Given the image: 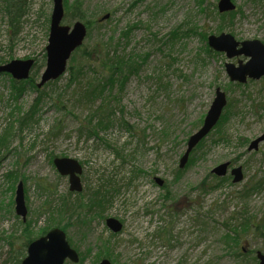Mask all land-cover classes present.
<instances>
[{
	"label": "rangeland",
	"instance_id": "1",
	"mask_svg": "<svg viewBox=\"0 0 264 264\" xmlns=\"http://www.w3.org/2000/svg\"><path fill=\"white\" fill-rule=\"evenodd\" d=\"M8 2L0 0L1 65L34 59L42 66L38 84L46 66L53 0H30L15 29ZM218 2L63 1L64 25L90 27L83 47L113 40L117 54L139 64L122 90L106 92L117 97L115 115L97 134L91 133L89 118L98 103L80 102L87 78L71 82V61L67 72L40 92L26 81L17 84L23 88L19 92L10 75H0V264L11 251L9 243L19 247L25 232L34 241L55 228L65 231L80 257L77 264H248V253H264V237L240 228L248 220L264 224V184L251 190L264 181V144L257 152L248 149L264 132V79L232 82L226 64L248 59L229 60L207 48L208 37L222 33L238 42L264 43V0H232L237 14L224 20L215 13ZM77 10L81 19L72 15ZM218 89L226 94V108L232 105L222 124L224 140L214 143L218 135L213 132L180 169L187 142L203 126ZM56 158L82 165L81 193L70 191ZM227 162L242 168V182L233 184L230 171L224 178L212 174ZM19 183L24 184L26 222L15 211ZM106 188L111 202L91 207L97 199L93 192ZM64 200L85 206L82 216L62 217ZM111 218L123 224L121 232L107 227ZM226 235L232 238L229 245Z\"/></svg>",
	"mask_w": 264,
	"mask_h": 264
},
{
	"label": "water",
	"instance_id": "2",
	"mask_svg": "<svg viewBox=\"0 0 264 264\" xmlns=\"http://www.w3.org/2000/svg\"><path fill=\"white\" fill-rule=\"evenodd\" d=\"M63 1L53 0L54 6L51 16L50 34L46 47L47 64L41 81L38 84L39 88L59 79L65 74L72 54L83 45L87 37V28L83 23L77 22L73 28L63 25L65 17ZM218 9L220 13H226L235 11L236 6L232 0H220ZM105 18H108V16ZM208 44L214 51L225 53L229 60L239 57L248 59L245 64L239 61L238 66L233 63L226 64V71L232 82L245 84L248 80L258 81L264 78V44L261 41L238 42L232 35L222 33L219 36H210ZM34 65L35 61L32 59L13 60L6 65L0 66V74H10L14 79L19 81L27 80ZM226 105V94L218 89L216 91V98L204 120L203 126L188 140L187 150L180 161V168L185 167L192 151L216 127ZM263 143L264 132L260 137L251 142L248 149L250 152L258 151L260 145ZM54 165L61 176L69 177L70 191L82 192L83 186L80 176L83 173V167L78 161L70 158H56ZM229 168V162L223 163L215 167L212 173L218 177H224L228 174ZM231 174L234 176L233 183H239L243 180L241 167L233 169ZM158 183L160 185L163 184L161 180H158ZM15 203L17 216L26 222L28 210L25 203L23 183H20L17 188ZM106 224L114 233H119L123 229L122 223L116 219H108ZM257 257L259 264H264V253L258 252ZM67 260L72 263H78L80 258L67 241L66 233L59 228H55L45 236L29 244L27 256L22 261V264H65ZM100 264L111 263L108 260H103Z\"/></svg>",
	"mask_w": 264,
	"mask_h": 264
},
{
	"label": "trees",
	"instance_id": "3",
	"mask_svg": "<svg viewBox=\"0 0 264 264\" xmlns=\"http://www.w3.org/2000/svg\"><path fill=\"white\" fill-rule=\"evenodd\" d=\"M10 10L8 13L10 15V26L15 29L16 25L21 23V18L24 16V14L28 11V3L30 0H12L8 2L10 5ZM216 9V14L217 16L224 20L226 17H234L237 12L233 13H226V14H220L217 11V7L215 6ZM74 15L73 17L81 19V15L76 11V13H72ZM72 15H70L72 17ZM69 16V17H70ZM88 25V24H87ZM88 27V26H87ZM90 28V27H88ZM219 31H222V29H219ZM204 39L207 38L206 33L202 35ZM113 46V40L107 41V42H98V44L93 45L90 49L87 47H81L79 48L72 56L71 58V65L73 62L76 61V57L79 56L80 60L78 63L76 62V66L73 67L70 65L69 67V72L71 76V82L80 83L82 79L80 78H87V82L85 85L80 87L79 91V97H80V102L82 103H91L92 105L97 104L95 110L90 114V120L93 119L89 124L92 126L91 133L97 134L96 130L97 129H103L106 127V125H109L110 122L112 123L113 117L115 115V110L113 108V100L116 99V95L113 97H109L110 93L108 96L106 95L107 91H110L117 86L120 87V90L123 89L125 86L126 81L137 73L138 66L139 64L131 57L128 59H124L121 57L119 54H117L116 50H114ZM208 48V46H207ZM209 49V48H208ZM210 52H212L210 50ZM2 63L0 62V65ZM42 66L37 65L35 66L30 79L26 82L27 84H31L34 89L37 91H41V89L37 88L36 85V80L37 77L39 76V73L41 71ZM88 74H91L90 77L88 78ZM14 84L16 85L17 89L19 92H22L23 88L18 87L17 84H23L24 82H16L13 81ZM56 82H53L52 84H55ZM25 84V83H24ZM51 84V83H50ZM117 94V93H116ZM231 103L228 104L226 110L224 111L222 118L216 128L213 130V132H216L218 137L215 138L216 140H213L214 143H219L220 141L224 140L225 134L222 131V124L229 118V115L231 114ZM88 119V120H89ZM97 121V123H95ZM105 124V125H104ZM86 126L82 125V129H84ZM131 128V126H128ZM211 132V134L213 133ZM90 133V135H91ZM210 134V135H211ZM213 135V134H212ZM205 140H203L197 149L203 148ZM195 150V151H196ZM195 152L192 153L191 159L189 161V164L193 161L192 156L194 155ZM218 180V179H217ZM220 180V179H219ZM224 181V179H221L220 182ZM263 183L256 184L252 186L251 190L255 191L259 189L260 187L263 186ZM103 190H105L103 192ZM103 190H97L96 192H93L94 199H96L90 206L93 207L95 204H100V203H110L112 194L109 190L103 189ZM116 191V190H113ZM249 195V193H247ZM85 207V206H84ZM84 207H77V205L72 206V202H69L68 200H64L63 205H62V217L66 218V216L70 217L71 215L79 218L82 216L83 211L82 208ZM87 207V206H86ZM90 207V208H91ZM90 210V209H89ZM243 226V225H242ZM240 227L242 228V231L248 230V231H253L255 233H260L261 236L264 237V224L262 225H254L251 220H248V224H244L245 227ZM28 227V226H26ZM48 231H44L42 235H45ZM28 235V233H27ZM26 235L25 232V240L23 243L18 247L15 246V243H9L11 247V251L8 254V257L5 258V260L2 262V264H21L22 260L26 257V251L27 247L30 244L32 240L30 235L29 237ZM230 235H226V241L225 243L228 244L230 240ZM232 239V238H231ZM16 240V239H15ZM239 239H235L237 242ZM238 243V242H237ZM16 248L18 251H16ZM238 255H242L245 258H247L246 255L243 253L239 252ZM247 260V259H246ZM245 261V259H244ZM257 258L254 254V252L248 253V264H256Z\"/></svg>",
	"mask_w": 264,
	"mask_h": 264
},
{
	"label": "flooded vegetation",
	"instance_id": "4",
	"mask_svg": "<svg viewBox=\"0 0 264 264\" xmlns=\"http://www.w3.org/2000/svg\"><path fill=\"white\" fill-rule=\"evenodd\" d=\"M103 261V260H102Z\"/></svg>",
	"mask_w": 264,
	"mask_h": 264
}]
</instances>
